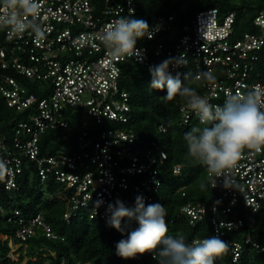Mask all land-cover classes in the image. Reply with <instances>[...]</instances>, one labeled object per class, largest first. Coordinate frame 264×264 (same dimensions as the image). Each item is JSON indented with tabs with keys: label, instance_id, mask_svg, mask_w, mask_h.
<instances>
[{
	"label": "built area",
	"instance_id": "1",
	"mask_svg": "<svg viewBox=\"0 0 264 264\" xmlns=\"http://www.w3.org/2000/svg\"><path fill=\"white\" fill-rule=\"evenodd\" d=\"M38 2L43 37L36 38L30 29L11 35L0 27V92L14 110L28 113L10 133L2 131L0 120V164L5 167L0 183L14 199L21 188L19 176L33 161L42 182L52 178L58 183V195L68 204L67 221L84 214L107 224L108 203L120 199L127 206L129 192L152 202L162 187L160 166L168 159L164 146L158 141L142 145L133 128L120 127L132 120L131 97L121 87L125 63L150 68L166 59L181 61L169 67L181 80L211 69L215 82L198 80L202 87L198 94L213 105H223L229 94H246L253 87L264 92V6L254 18L253 30L242 33L236 29L235 12L221 14L215 7L198 11L184 24L174 15L160 16L149 23L153 38L138 41V56L116 58L103 47L100 36L107 25L131 15L130 9L135 17L136 0ZM22 78L39 82L40 94L32 92ZM179 112L182 124L199 122L184 101ZM76 119L81 127L74 151L43 155L42 135L57 128L75 130ZM181 171V165L174 166V173ZM208 177L221 193L211 213L214 235L218 231L224 240L228 232L244 226L236 211L229 214L233 208L241 203L252 212L264 208V150H245L226 177ZM101 199L104 204L95 209ZM219 202L226 203L222 213L217 209ZM183 210L192 222L208 212L204 205L192 202ZM8 220L18 225L15 234L7 237L11 247L7 258L14 261L19 241L31 237L37 227L48 237H57L42 212L25 217L16 208ZM228 246L229 261L221 259L218 264H240L247 250L264 252V244L250 233L243 241H229ZM5 260L0 258V264Z\"/></svg>",
	"mask_w": 264,
	"mask_h": 264
},
{
	"label": "trees",
	"instance_id": "2",
	"mask_svg": "<svg viewBox=\"0 0 264 264\" xmlns=\"http://www.w3.org/2000/svg\"><path fill=\"white\" fill-rule=\"evenodd\" d=\"M137 14L134 18L144 19L149 23L160 16L174 15L179 24H184L193 14L203 9L215 7L221 14L236 13V29L238 33L252 31L256 15L264 6V0H136ZM188 77V80L185 77ZM181 81L186 85L202 90L201 83L191 74ZM30 86L32 92L40 94L39 82L21 79ZM152 76L149 68L125 63L121 73V87L128 91L131 97L132 120L121 128H133L138 142L148 145L153 141L161 143L168 153V159L160 166L163 184L155 194L152 202L165 208L169 235H183L187 242L194 239L208 238L214 235L212 222V207L221 195L219 190L210 184L208 173L204 166L187 156V147L183 136L193 127H202L198 121L192 124H182L180 121L179 104L182 98L177 96L173 101L161 99L166 95V89L159 91L149 85ZM27 112L18 113L10 107L6 98L0 92V120L2 131L12 132L16 122L27 116ZM76 129H51L40 139L43 155L58 152H73L76 146V133L81 127L80 119L75 120ZM166 128V131L162 127ZM24 172L19 176L21 185L17 196L12 199L0 183V258H6L4 264H65L75 262L89 264H157L151 253L125 260L116 255V244L127 238V233L139 225L136 221L130 224L123 222L124 232L110 228L102 220L90 219L86 215L65 220L64 213L68 208L65 197L59 196V185L54 180L42 182L33 161L27 162ZM181 165L180 174L174 173V166ZM203 185V188L201 187ZM128 207L134 206L133 192L126 195ZM192 202L204 205L208 212L202 219L191 221V217L183 210ZM226 202V201H225ZM226 203L219 202L217 209L222 213ZM21 210L27 217L42 212L47 223L52 227L57 237H48L42 227L25 241H19L17 248L18 260L7 258L10 251L8 236L15 234L18 227L14 221H9L13 209ZM4 209V212L1 210ZM237 212L244 219V226L230 231L224 238L225 242L243 241L250 233L254 240L264 244V208L252 212L241 203L233 208L230 215ZM220 216V215H218ZM231 247L228 246L221 259L229 261ZM219 261V262H218ZM240 264H264V252L247 250Z\"/></svg>",
	"mask_w": 264,
	"mask_h": 264
},
{
	"label": "clouds",
	"instance_id": "3",
	"mask_svg": "<svg viewBox=\"0 0 264 264\" xmlns=\"http://www.w3.org/2000/svg\"><path fill=\"white\" fill-rule=\"evenodd\" d=\"M130 12L131 15L121 16L102 31L100 41L112 57H136L139 55L138 41L154 36L148 22L134 18V10ZM40 16L38 0H0V27L9 29L11 35L30 29L36 38L43 37ZM180 63L166 59L151 66L149 86L159 91L166 89V95L161 97L165 102L179 96L195 113L202 127H193L184 134L186 154L204 166L210 177H226L245 150L256 153L264 150V92L253 87L246 94H229L223 105H213L195 88L185 85L179 74H171L170 65ZM188 77L185 78L188 80ZM194 79L211 84L216 76L208 69L197 73ZM4 173L5 167L0 164V178ZM103 204L102 199L97 200L94 207L98 209ZM106 216L107 226L120 232L125 231V220L129 224L136 221L139 225L116 244V255L125 260L151 253L157 264H215L228 248L218 231L208 238L191 242L183 235H169L164 206L159 203L146 205L142 195L135 197L132 207L120 199L108 203Z\"/></svg>",
	"mask_w": 264,
	"mask_h": 264
}]
</instances>
